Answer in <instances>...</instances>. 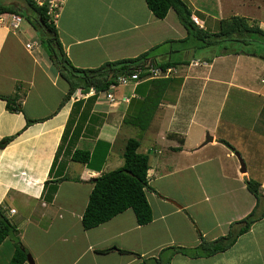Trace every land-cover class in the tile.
I'll return each instance as SVG.
<instances>
[{"label": "crops", "instance_id": "obj_1", "mask_svg": "<svg viewBox=\"0 0 264 264\" xmlns=\"http://www.w3.org/2000/svg\"><path fill=\"white\" fill-rule=\"evenodd\" d=\"M20 2L0 0V4ZM185 2L194 5L190 8L193 17H198H194L197 23L208 19L203 0ZM11 16L0 15V94L19 98L16 103L21 104L22 110H10L7 101L0 98V141L16 135L9 144L0 146V208L20 230L21 241L36 264H140L143 259L134 254L101 250L114 246L143 257H155L173 245L193 250L174 254L171 264H264V217L224 252L205 256L197 248L201 235L214 240L227 234L232 222L255 207L257 199L248 190L247 179L260 181L264 191V163L256 176H252L248 166L247 172H241L231 150L245 146L243 136L237 134L233 142L218 134L224 105L232 91L264 98L263 85L256 84L260 73L255 71L257 66L264 70V56L257 52L219 55L204 51L199 57L195 47L174 53V42L163 46L164 51L160 48L157 59L172 57L187 62L175 67L173 79L163 91L162 104L144 130L153 145L151 153L157 155L152 161L148 154L152 167L150 184L155 190L147 192V196H159V192L161 196H172L152 181L157 173H162L160 178L174 175L176 164L194 171L175 180H184L195 192H191V198L175 201L179 205L159 196L171 209L161 208L149 224H138L134 211L128 209L87 230L82 216L94 180L124 164L126 142L137 127L126 119L136 114L143 98L134 85L119 86L114 90L118 99L133 93L136 96L130 102L114 104L102 93L80 100L70 97L57 111L68 93V83L54 69L44 49L37 45L27 47L34 43L32 39L37 34L30 22L26 19L24 23L21 16L19 27L14 28ZM55 22L70 60L84 68L136 57L163 41L187 36L175 10L159 19L146 0H62ZM259 24L264 29V22ZM234 108H249L252 116L244 119L240 115L228 123L239 127L248 124L252 133L261 110L253 116L255 110L247 104L235 103ZM45 117L49 118L28 124V118ZM124 129L126 133L121 137ZM260 129L264 130V118ZM206 134L213 137L212 141L205 139ZM250 138L244 139L249 143ZM142 146L141 142L140 151ZM76 149L91 152L89 163L73 159ZM177 152L187 159L177 163L173 159ZM148 199L151 201L149 196ZM261 203L262 208L264 196ZM168 217L174 222L178 219L177 230L173 224L166 229L157 224V220L163 222ZM163 232L168 235L162 239ZM6 244H10L9 250L3 249ZM46 248L53 257L40 252ZM14 252L13 239L7 237L0 244V262L9 264ZM170 253L169 250L164 255ZM123 255L127 257L124 259ZM117 256L120 257L113 262ZM24 264H29L28 260Z\"/></svg>", "mask_w": 264, "mask_h": 264}, {"label": "trees", "instance_id": "obj_2", "mask_svg": "<svg viewBox=\"0 0 264 264\" xmlns=\"http://www.w3.org/2000/svg\"><path fill=\"white\" fill-rule=\"evenodd\" d=\"M146 2L149 9L159 19H164L170 10H175L181 24L187 30V36L178 40L163 41L136 57L108 61L95 68L79 67L72 63L61 42L55 22L56 18L49 13L47 5L41 6L35 0H22L18 5L2 3L0 4V15L18 14L27 19L39 34L41 45L52 66L67 81L68 93L62 99L57 111L78 89L87 92L94 88L96 94H101L110 90L113 84L119 85L118 78L120 76L131 75L140 69L142 81L138 83L135 90L143 100H140V107L136 114L127 117L126 121L146 130L155 116V111L158 108L157 103H161L163 100L166 84L173 79V75L148 78L150 76L149 65L152 63L154 68H161L165 71L166 68L177 67L187 62L181 58L177 60L172 59V57L168 60L157 59L158 50L161 47L174 42L178 45L173 47L175 53L188 49L187 45L191 40L194 41V45L191 47H195L196 50L207 49L218 43L227 42L229 46L217 54H238L251 52L243 48V45L251 44L254 39L253 36L262 37L264 40V29L257 21L246 16L233 14L230 17L222 18L219 23V30L209 31L194 20L193 11L185 0H146ZM262 40L261 43H263ZM236 42L240 47L230 46L231 43ZM178 43L182 44L179 45ZM0 98L7 101L10 110H22L21 104L16 103L19 98L5 94H0ZM48 118H28V124ZM15 137L16 135H11L2 139L0 146H6ZM140 146V139L128 138L123 152L124 164L103 172L94 180V187L82 216V224L85 229L89 230L106 223L128 209L134 211L138 224L146 225L152 222L154 218L153 208L147 197V191L155 190L150 184L149 170L152 167L150 156L141 152ZM90 156L91 152L86 149H76L73 153V159L81 163H89ZM246 184L248 190L257 199L255 207L242 219L232 222L227 234L214 240H208L201 235V242L197 248H200L205 256H213L228 250L241 235L250 230L256 221L264 217V206L261 208V199L264 196L261 182L249 178L246 180ZM7 237H11L15 245V252L9 264H24L27 261L28 250L21 241L18 227L10 221L6 212L0 208V244ZM112 250L134 254L143 259L140 264H171L174 254H189L188 248L178 245L166 247L158 256L148 259H144L145 257L140 253L114 246L104 248L101 252L108 253ZM169 250L171 251L170 255L164 258L163 254Z\"/></svg>", "mask_w": 264, "mask_h": 264}, {"label": "rangeland", "instance_id": "obj_3", "mask_svg": "<svg viewBox=\"0 0 264 264\" xmlns=\"http://www.w3.org/2000/svg\"><path fill=\"white\" fill-rule=\"evenodd\" d=\"M203 2L205 3L206 6V12L208 14V19L203 21L202 19H200V24L202 23L205 24V26L207 27V29L209 31H215V30H219V23L220 20L222 18H227L230 17L233 14H238V15H242V16H246L249 17L252 20H255L257 22H264V0H203ZM194 5H191L190 7H193ZM197 13V11H196ZM18 15V14H17ZM21 16V15H19ZM195 18H198L196 16H194ZM27 23V20L25 19V22ZM261 26V25H260ZM254 39L251 41V44L248 45H243V48H246L247 50H250L251 52L255 51L257 52V54H259L260 56H264V40H262V37H258V36H253ZM37 40L36 45L39 46L41 49H43V46H41V42H40V36L39 34H36V36L32 39V42L35 43L34 40ZM261 40L263 41V43H261ZM179 45L182 43H178ZM227 42H222V43H218L214 46H211L210 48L207 49H200L196 52V56L201 57V53H203L204 51H210L211 53H218L220 51H222V49H224L226 46H229V44L227 45ZM187 45V44H186ZM194 45V41L191 40L187 47H191ZM234 45L235 47H240L238 46L239 44L236 43H231L230 46ZM178 46V45H176ZM169 48V45H168ZM162 51L165 50L164 47H161ZM208 53V52H207ZM239 54H243V52H240ZM179 56V55H178ZM191 56V55H190ZM197 65V64H196ZM258 70L259 71V77H258V82H256V84L258 85H263L262 87L264 88V83H261L262 79L264 78V70L262 67L257 66L255 68V71ZM243 78L245 77L244 73H242ZM241 79V78H240ZM242 80V79H241ZM177 84V83H174ZM121 99V98H119ZM264 98L260 97L259 95H251L249 93L243 92V91H232L229 95V98L226 100V103L224 105V114L220 123V129L218 131V134H220L221 136L225 135L227 136L228 140L235 142L233 139L237 136V134L243 136L244 138H250V141L248 143V141H246L243 137V141H244V145L243 147H239V149L236 151H239L246 163V167L248 166L249 170L252 171V176H256L258 174V172L260 171V168L263 166L264 163V130L260 129V125L263 123V118H264V105H262ZM235 103H242L243 105H249L250 108H253L255 111L253 112V116H257L258 112L261 110L260 114L258 115V124L257 126H255L253 128V132L250 133V127L248 126V124H244L243 126L241 125V127L237 126V125H233L228 123V121H230L229 119H237L240 115L244 117V119L246 117H250L251 115V111H249V108L246 110H242L240 111L239 109L234 108V104ZM162 104L161 103H157V107H160ZM246 111V113H245ZM249 113V114H248ZM134 133L130 132L131 136L134 138H138L140 139V141L142 142V148L141 151L145 152L147 154H151L152 156V161H154L155 156L157 157V155H153L151 152L153 151V145H150V136L149 133L147 131H144L142 129H140V127H136L134 128ZM125 129L122 131L121 137L124 136ZM249 134V135H248ZM207 138V134L205 139ZM262 143V144H260ZM229 144V143H228ZM250 144H255L257 146L254 145H250ZM249 146V147H248ZM145 147H147V150L145 151ZM250 148V151H249ZM232 150V148H231ZM233 151V150H232ZM234 152V151H233ZM258 153V154H257ZM176 157V159H175ZM187 157L183 154H181L180 152L175 153V155H173V159L178 162H180L182 159H184ZM236 161L239 162L240 161L238 159V157L236 158ZM189 165V164H187ZM241 167V165H240ZM254 167H256V169H254ZM175 172L174 175L172 176H165V177H158L160 176L162 173H157V175L155 176V180L152 181L154 186H157L158 189L160 190H164L163 192L165 193H169L172 194V196L170 195H160L161 193L159 192V196L164 197L165 199H167L168 201L171 202V200L174 201H178V200H183L185 199V196L188 198H191L193 196V193L191 194V192H195V190H192L191 187H189L187 185V183L184 180H179L176 181L175 178H180L181 176H183L185 173H190L194 171L191 168H185V165L182 167L181 165L176 164L175 165ZM256 170V172H255ZM184 178H186V176H184ZM186 185V186H185ZM197 190H200L199 188H196ZM150 191V190H149ZM149 191H147L149 193ZM164 193V194H165ZM148 196L150 197V204L152 205L153 208V212L154 215L158 216L160 213V209L161 208H165L166 210V206L168 207V209H171V207H169V204H163L164 202H162L159 198V196H152L150 194H148ZM147 196V197H148ZM16 208L19 209V211H22V208L20 207V205H16ZM173 217V216H172ZM172 217H168L165 221H161L159 222V220H157V224H161L160 227H163L162 229H166L167 226H171L172 224L174 225V228L177 230V221H173ZM42 224L44 225V222H42ZM229 231V230H228ZM228 233V232H227ZM168 235L166 232L162 233V239L164 238V236ZM19 236H20V230H19ZM11 238V237H10ZM21 238V237H20ZM12 239V238H11ZM12 243V242H11ZM235 244V243H234ZM10 244H6L3 249H8L10 248ZM189 250H193L191 248H188ZM40 252H43V254H46L48 256L53 257V253H50V250L47 251V248L44 249H40ZM138 253V252H137ZM149 254H154V253H149ZM46 255V256H47ZM145 255V254H144ZM147 256V255H146ZM120 256H117L116 259L113 261L115 262L117 260V258H119ZM122 258H126L127 256L123 255L121 256ZM163 257L166 258V255L163 254ZM149 257H145L144 259H148ZM143 260H141L142 262ZM3 261L0 262V264H2ZM140 262V263H141ZM239 264H245L243 262H240Z\"/></svg>", "mask_w": 264, "mask_h": 264}, {"label": "built area", "instance_id": "obj_4", "mask_svg": "<svg viewBox=\"0 0 264 264\" xmlns=\"http://www.w3.org/2000/svg\"><path fill=\"white\" fill-rule=\"evenodd\" d=\"M39 5H47L49 9V13L52 14L55 18L58 16V13L61 9L62 5V0H35ZM12 26L14 28L19 27V23L22 19L21 16L17 14H12ZM36 44L35 43H28L27 47L33 48ZM197 64V63H196ZM174 71V68H167L165 71L161 68H154L153 66H150L148 69V72L150 73V76L148 78H154V77H159V76H170L172 72ZM140 69H138L136 72H134L131 75H122L118 78V82L121 85H127L130 83L137 84L138 81L140 80ZM117 87V85L113 84L111 86V89L105 92V97L108 101L111 103H118L119 101L123 100L126 102L130 101V96H123L121 99H117L115 96L114 90ZM91 94H96V89L91 88L87 93H84L82 89H78L76 93L73 95V99L79 100L80 98L83 97H88ZM14 210V209H13Z\"/></svg>", "mask_w": 264, "mask_h": 264}, {"label": "water", "instance_id": "obj_5", "mask_svg": "<svg viewBox=\"0 0 264 264\" xmlns=\"http://www.w3.org/2000/svg\"><path fill=\"white\" fill-rule=\"evenodd\" d=\"M207 138H208V141H212V139H213V137L210 136V135H209ZM232 150L234 151V154L238 157V159H239V161H240V165H241V167H240V171H241V172H247L246 163H245V161H244V159H243L241 153H240L239 151H236L234 148H232ZM171 202H173V203L179 205V204L176 203L174 200H171ZM27 259H28L29 264H36L35 261H34V258L32 257V255L28 254Z\"/></svg>", "mask_w": 264, "mask_h": 264}, {"label": "clouds", "instance_id": "obj_6", "mask_svg": "<svg viewBox=\"0 0 264 264\" xmlns=\"http://www.w3.org/2000/svg\"><path fill=\"white\" fill-rule=\"evenodd\" d=\"M193 18H194V17H193ZM194 20H195V19H194ZM195 21H196V20H195ZM196 22H197V21H196ZM258 23H259V22H258ZM199 24H200V23H199ZM194 63H197V62H194ZM153 65H154V64L151 63V64L149 65V67H150V66H153ZM169 68H174V69H175V67H169ZM166 69H167V68H166ZM173 73H174V71L172 72L171 75H173ZM141 79H142V78L140 77V80L138 81V83L142 81ZM138 83H137V84L130 83V84H127V85H121V84H119V85H117V87H116L115 89H117L119 86H128V85H134V86L136 87V86L138 85ZM115 89H114V90H115ZM114 90H112V91L114 92ZM87 92H88V91H87ZM87 92H84V93H87ZM75 93H76V92H75ZM75 93H74V94H75ZM74 94L71 95V98H73V95H74ZM102 94H104V96H105V92H103ZM114 94H115V92H114ZM91 95H96V94H91ZM89 96H90V95H89ZM89 96H88V97H89ZM115 96H116V94H115ZM125 96H129V95H125ZM135 96H136V95H134V93H133V95L130 96V101H131V98H132V97H135ZM83 98H85V97H83ZM105 98H106V97H105ZM80 99H82V98H80ZM80 99H79V100H80ZM117 99H118V98H117ZM121 101H123V100H121ZM121 101H119V102H121ZM130 101H129V102H130ZM119 102H118V103H119ZM124 102H126V101H124ZM112 104H113V103H112ZM149 171H150V170H149ZM149 176H151L150 173H149ZM263 193H264V191H263ZM28 254H29V253H28ZM27 260H28V259H27Z\"/></svg>", "mask_w": 264, "mask_h": 264}]
</instances>
